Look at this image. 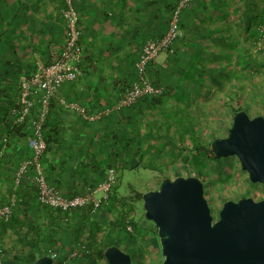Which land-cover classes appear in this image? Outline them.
<instances>
[{
  "label": "crops",
  "instance_id": "1",
  "mask_svg": "<svg viewBox=\"0 0 264 264\" xmlns=\"http://www.w3.org/2000/svg\"><path fill=\"white\" fill-rule=\"evenodd\" d=\"M178 1L74 0L81 31L80 74L50 100L45 133L51 144L42 159L47 184L62 196L92 192L100 198L97 188L109 168L117 175L116 169L135 167V155L144 159L154 150L164 151L169 144L166 131L176 132L189 101L212 103L221 98L217 93L231 98L233 85L241 83L240 91L245 89L242 83L251 67L260 71L264 47L256 32L261 25L253 24L251 16L264 18V3L250 12V0H191L180 15L182 38L174 45L176 54L160 53L147 67L148 77L150 71L155 84L166 88L164 96L158 103L145 97L129 108L112 109L134 82L142 46L165 34ZM62 7L63 0H0V207L7 204L8 189L15 186L17 167L30 156V124L15 125L10 115L17 104L18 83L62 49L66 40ZM250 57L257 59L251 66ZM203 67L207 75L199 73ZM214 73L222 78L214 79ZM217 85H222L220 90ZM61 100L79 105L87 117L111 109L106 116L89 120L61 105ZM35 193L24 176L18 199L29 201L27 211L37 220L34 225L42 221L40 210L33 207ZM0 233V245L12 247L14 241L5 247V237L15 239L11 230Z\"/></svg>",
  "mask_w": 264,
  "mask_h": 264
},
{
  "label": "water",
  "instance_id": "2",
  "mask_svg": "<svg viewBox=\"0 0 264 264\" xmlns=\"http://www.w3.org/2000/svg\"><path fill=\"white\" fill-rule=\"evenodd\" d=\"M216 159L236 157L250 183L264 187V117L243 110L233 117L226 137L210 142ZM144 218L156 228L162 264H264V197L226 200L213 220L196 177L165 178L142 194ZM106 264H133L117 246L103 251ZM33 264H53L42 256Z\"/></svg>",
  "mask_w": 264,
  "mask_h": 264
},
{
  "label": "rangeland",
  "instance_id": "3",
  "mask_svg": "<svg viewBox=\"0 0 264 264\" xmlns=\"http://www.w3.org/2000/svg\"><path fill=\"white\" fill-rule=\"evenodd\" d=\"M263 2L264 0H250V9H255L258 4ZM253 17L251 16V18ZM256 34L261 40L263 33L258 31ZM261 47H264L263 39ZM259 56L263 62L262 67H259L260 71L257 74L251 67L252 74L250 75V79L254 78L252 81H255L257 85L260 84L258 87L251 86L249 81L246 83L245 80L249 78L246 75L242 84L247 91L245 89L240 91L239 84L241 85V83L233 85L234 93L239 94V97L236 96L237 98L235 95L231 98L228 97L229 95L222 97L220 93H217L221 98L215 99L216 101L212 103L190 104L189 101L186 104L187 109L181 111L180 119L177 120L179 126L176 132L166 131L165 139L169 144L163 152L154 150L155 153L144 159L140 155H135V167L126 170L116 169L117 196L122 201L121 207L118 205L120 209L126 203L125 197L131 191L143 194L150 190H157L165 178L173 180L176 177L198 178L203 184L204 196H206L214 215H217L224 200L236 201L241 197L260 200L264 197L263 185L250 183L247 173L240 169L236 157L215 161L208 152V143L213 140V135L216 138H223L227 135L233 117L229 112V106L241 108L251 118L257 116L255 112H261L258 115L264 117V53L260 52ZM220 57V55L212 56L211 60ZM205 69V67L201 68L199 73L207 75ZM244 73L247 74V72ZM216 74L214 73V79L222 78L220 73ZM221 86L217 85L216 87L220 90ZM213 89L211 90L213 91ZM132 204V219L139 225L145 222L152 227L153 223L144 218L142 201H134ZM5 238L7 240L5 247H8L14 240L11 237ZM118 248L127 250L124 247ZM136 248V256L131 258L133 264H162L163 257L157 234L139 238ZM97 264H106V261L101 259Z\"/></svg>",
  "mask_w": 264,
  "mask_h": 264
},
{
  "label": "built area",
  "instance_id": "4",
  "mask_svg": "<svg viewBox=\"0 0 264 264\" xmlns=\"http://www.w3.org/2000/svg\"><path fill=\"white\" fill-rule=\"evenodd\" d=\"M191 0H179L171 10L168 27L163 36L156 40H148L142 46L139 58L135 63L136 80L121 95L112 109L121 110L132 106L143 97L160 96L163 92L161 87H155L148 79L147 67L160 53L172 55L174 44L182 38L180 26V13L186 9ZM61 17L66 28V40L60 52L47 64L39 65L30 75L20 79L18 83L17 104L10 109L13 123L20 124L30 116L31 136L27 140L30 150V157L22 161L14 177V185L27 176L35 188L38 203L61 212L81 208L88 203L92 205V211H96L102 203H106L112 187L116 184V172L109 168L106 178L101 182L97 191L101 193L100 198H95L94 193L86 192L72 198L62 196L57 190L49 186L44 174L41 157L46 149V144L42 134V126L49 111V102L54 92L65 83L74 81L79 76V64L82 57L80 46L81 31L78 27L79 15L75 8L74 0H63ZM259 32L264 33V26L259 27ZM37 107L35 106V99ZM61 105L84 115L89 120H94L106 116L111 108H105L95 115L86 116L85 111L77 104L60 101ZM32 114V115H31ZM15 203L14 196L11 195L7 204L0 207V221L8 222L12 215V207ZM131 231L129 226L126 227ZM80 248L75 247L61 264H68L81 256ZM48 257L53 261L56 253L48 251ZM3 253L0 248V264ZM54 264V263H53Z\"/></svg>",
  "mask_w": 264,
  "mask_h": 264
},
{
  "label": "trees",
  "instance_id": "5",
  "mask_svg": "<svg viewBox=\"0 0 264 264\" xmlns=\"http://www.w3.org/2000/svg\"><path fill=\"white\" fill-rule=\"evenodd\" d=\"M253 10L254 9H250V6H248V11L253 12ZM256 16L252 18L253 24H255L257 27L260 25L264 26V18L261 17V19L258 21V17ZM262 39L264 40V33ZM175 54L176 48L174 46V53L172 55L174 56ZM253 61L257 62V59L250 57V66L253 65ZM251 71L252 70H249L248 72V81L250 82L251 86L253 85L258 87L260 84L257 85L255 81H252L254 78L250 79V75L252 74ZM254 71L255 74H257V71ZM134 74L133 81L136 80V73L134 72ZM233 75L237 81V74L234 73ZM148 79L155 87H161L160 84H155L154 81H156V79H152L150 71ZM161 88L163 89V92L160 96H148V98H151L154 102L158 103L159 100H161L160 98L166 93V88ZM234 95L235 97H239V94L237 93H234ZM144 99L146 100L147 98H141V100ZM37 100L38 99L36 98L34 103L35 109L38 103ZM50 104L51 101L49 102V110ZM229 109L232 115H234L237 111L242 110L241 108H236L234 106H229ZM259 113L255 112V115H258ZM48 114L49 111L42 126V134L46 144L44 153L51 144L50 135L45 133V124L47 122ZM30 120L31 117L28 116L24 122L15 125L30 124ZM12 128H14V125ZM212 139L214 140L216 137L213 135ZM209 145L210 143H208V147ZM208 152L213 160H219L211 155L210 150H208ZM43 155L41 157V162ZM16 171L13 176V185ZM20 183L21 180L17 186L8 189L9 193L6 203H8L11 195H13L15 199L10 220L8 222L0 221L1 232L5 229H9L15 235V243L12 247L6 249L0 245L3 253L1 264H33L38 258L47 256L48 251H53L56 253V258L54 259L53 263L61 264L75 247L80 248L81 246H83V249H80L81 256L78 259L69 262L68 264H97L99 260H105L103 251L110 246L124 247L127 250L120 249L128 253L131 259L132 257L134 258V256H136V245L139 238L156 235V228L154 225L151 227L145 222H143L142 225H139L131 217V213L133 211L132 202L142 201V193L131 191V193L125 197L124 201H126V203L122 205V208L120 209V204L122 201L120 198H118L117 194H114L116 195L114 196L112 193L113 190L117 189L115 184L109 192L107 202L102 203L96 211H92V205L88 203L84 207L72 209L67 212H61L41 205L38 203L35 193L34 196L36 204L33 207L40 210L39 212L42 215V221L39 224L34 225V222L37 220H34L33 215H30L29 211H27L28 205H30L29 201L18 199L17 189L19 188ZM118 205L120 207H118ZM101 207L105 208V211H99ZM127 226L131 228V231L126 229ZM84 234L85 237L82 238V235Z\"/></svg>",
  "mask_w": 264,
  "mask_h": 264
},
{
  "label": "flooded vegetation",
  "instance_id": "6",
  "mask_svg": "<svg viewBox=\"0 0 264 264\" xmlns=\"http://www.w3.org/2000/svg\"><path fill=\"white\" fill-rule=\"evenodd\" d=\"M205 198H206V196H205ZM241 198H245V197H241ZM240 199V198H239ZM206 201H207V199H206ZM207 204H208V202H207ZM208 206H209V209H210V213L212 214V208H211V206L208 204ZM219 212V211H218ZM218 212H217V215H218ZM217 215H214V214H212V216H213V220H215L216 218H217Z\"/></svg>",
  "mask_w": 264,
  "mask_h": 264
}]
</instances>
